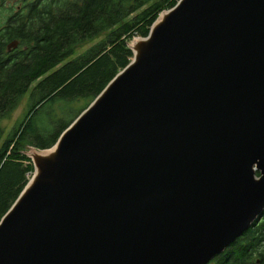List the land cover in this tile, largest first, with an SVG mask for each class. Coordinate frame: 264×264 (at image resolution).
Masks as SVG:
<instances>
[{"label": "water", "instance_id": "1", "mask_svg": "<svg viewBox=\"0 0 264 264\" xmlns=\"http://www.w3.org/2000/svg\"><path fill=\"white\" fill-rule=\"evenodd\" d=\"M137 39L31 159L0 264H209L261 217L264 0H179Z\"/></svg>", "mask_w": 264, "mask_h": 264}, {"label": "trees", "instance_id": "2", "mask_svg": "<svg viewBox=\"0 0 264 264\" xmlns=\"http://www.w3.org/2000/svg\"><path fill=\"white\" fill-rule=\"evenodd\" d=\"M178 1L35 0L10 19L0 36V120L27 93L28 108L3 139L0 130V219L33 173L24 152L50 149L129 64V42ZM9 42L17 47L5 53ZM209 264H264V215Z\"/></svg>", "mask_w": 264, "mask_h": 264}, {"label": "rangeland", "instance_id": "3", "mask_svg": "<svg viewBox=\"0 0 264 264\" xmlns=\"http://www.w3.org/2000/svg\"><path fill=\"white\" fill-rule=\"evenodd\" d=\"M6 7L7 6H5V9H6ZM137 38L138 37H134V39L129 42V44H128L129 46L128 47H131L132 42L135 39H137ZM96 41H97V39L94 42H89V43H86V44L78 47L75 50L73 56L80 54L85 49H87L89 46L94 44ZM79 105L81 106L82 103L80 102ZM27 108H28V93L21 98V100L18 103V105L16 106V108L6 118L0 120V130H2V133H3L2 134V139L4 138L5 134L7 132H9L10 129H12V127L22 119V117H23L24 113L26 112ZM58 112H60V110ZM42 152H45V151H37V150H34L32 148H28L24 153L27 156V154L29 155L30 153H42ZM28 159L30 160V162L32 164L31 158H28ZM31 176L32 175H28V181H29V178H31ZM28 181H27V183H28Z\"/></svg>", "mask_w": 264, "mask_h": 264}, {"label": "flooded vegetation", "instance_id": "4", "mask_svg": "<svg viewBox=\"0 0 264 264\" xmlns=\"http://www.w3.org/2000/svg\"><path fill=\"white\" fill-rule=\"evenodd\" d=\"M34 1L35 0H0V36H1V33L3 34V29L6 27L10 19L16 18V16L20 14L22 10H24V7L26 5L31 4ZM5 6H7L6 9H5ZM14 44L17 47L16 42L7 43L5 47V53L12 52L16 48V47L15 48L13 47ZM263 215L264 213H262L259 220L263 217Z\"/></svg>", "mask_w": 264, "mask_h": 264}, {"label": "bare ground", "instance_id": "5", "mask_svg": "<svg viewBox=\"0 0 264 264\" xmlns=\"http://www.w3.org/2000/svg\"><path fill=\"white\" fill-rule=\"evenodd\" d=\"M139 40L138 39H135L133 42H132V47L138 42ZM33 149V148H32ZM35 150V149H34ZM52 151H45V152H42V153H30L29 156L30 158L33 160L35 157L37 156H44V155H47L48 153H51ZM31 178H29L30 180ZM29 184H30V181H29ZM28 184V185H29Z\"/></svg>", "mask_w": 264, "mask_h": 264}]
</instances>
